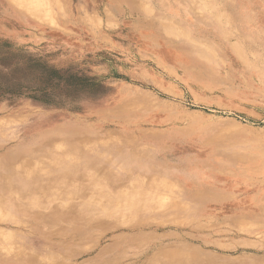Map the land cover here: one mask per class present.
<instances>
[{"label":"rangeland","instance_id":"obj_1","mask_svg":"<svg viewBox=\"0 0 264 264\" xmlns=\"http://www.w3.org/2000/svg\"><path fill=\"white\" fill-rule=\"evenodd\" d=\"M0 40L104 85L0 97V264H264V0H0Z\"/></svg>","mask_w":264,"mask_h":264},{"label":"trees","instance_id":"obj_2","mask_svg":"<svg viewBox=\"0 0 264 264\" xmlns=\"http://www.w3.org/2000/svg\"><path fill=\"white\" fill-rule=\"evenodd\" d=\"M11 47L10 42L0 40V50ZM26 67L20 69L22 74L15 81L14 77H6L0 83V97H26L39 102L65 105L81 95L98 97L104 89L102 81L95 76H88L54 66L40 58L29 57Z\"/></svg>","mask_w":264,"mask_h":264},{"label":"bare ground","instance_id":"obj_3","mask_svg":"<svg viewBox=\"0 0 264 264\" xmlns=\"http://www.w3.org/2000/svg\"><path fill=\"white\" fill-rule=\"evenodd\" d=\"M183 7V6H182ZM185 13V12H184ZM197 22V21H196ZM191 23V22H190ZM204 24V23H203ZM185 45V44H184ZM189 47V46H188ZM180 51V50H179ZM176 52V51H175ZM160 156V155H159ZM235 182V181H234ZM188 264H191V263H188Z\"/></svg>","mask_w":264,"mask_h":264}]
</instances>
